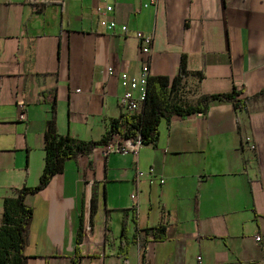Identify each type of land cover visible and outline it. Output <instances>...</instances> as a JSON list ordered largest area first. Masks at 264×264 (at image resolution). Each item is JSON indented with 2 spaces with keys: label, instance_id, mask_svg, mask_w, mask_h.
Listing matches in <instances>:
<instances>
[{
  "label": "crops",
  "instance_id": "0c3cea01",
  "mask_svg": "<svg viewBox=\"0 0 264 264\" xmlns=\"http://www.w3.org/2000/svg\"><path fill=\"white\" fill-rule=\"evenodd\" d=\"M110 2L114 32L100 26V0H0V221L4 199L38 183L52 97L58 133L77 140L99 141L120 116L128 87L118 76L139 74L141 32L153 35L149 76L172 81L185 60L183 107L231 93L237 81L239 99H258L163 119L156 143L137 155L98 147L65 163L25 199L33 209L26 264H72L76 249L80 264H264V0ZM149 169L163 186L136 177ZM157 228L163 240L143 233ZM136 235L120 254L123 236Z\"/></svg>",
  "mask_w": 264,
  "mask_h": 264
},
{
  "label": "trees",
  "instance_id": "16d2710c",
  "mask_svg": "<svg viewBox=\"0 0 264 264\" xmlns=\"http://www.w3.org/2000/svg\"><path fill=\"white\" fill-rule=\"evenodd\" d=\"M36 11H42L47 4H34ZM186 63L181 60L177 76L169 81L163 76H149L146 85L145 99L140 109L129 115H120L109 123L105 135L99 141H81L70 136L60 135L57 131L56 102L52 97L51 116L47 122L44 133L45 162L36 186H21L13 190V195L6 197L0 221V264H26L27 256L25 247L29 239V224L33 216V209L28 206L25 199L30 195L43 191L58 174L62 173L65 163L76 160L80 156H89L94 149L106 145L114 137L120 146L126 145L129 149L139 139L142 146L154 145L159 135L161 120H169L173 116H188L196 113H204L213 101L230 102L236 109H246L251 101L258 96L239 99L240 94L234 88L227 94H212L201 96L195 106L183 107L177 101L179 86L186 77ZM94 203L91 212L94 214ZM141 233V232H140ZM145 236L153 235L157 241L164 239L162 228L147 229L143 231ZM120 245V254L127 253L131 243L140 240L138 235L133 239L123 236ZM80 242V238L78 243ZM82 258L76 249L72 264H80Z\"/></svg>",
  "mask_w": 264,
  "mask_h": 264
},
{
  "label": "built area",
  "instance_id": "2783aa9c",
  "mask_svg": "<svg viewBox=\"0 0 264 264\" xmlns=\"http://www.w3.org/2000/svg\"><path fill=\"white\" fill-rule=\"evenodd\" d=\"M104 5V10L101 13V18L99 20L100 26L107 32H114L115 28H117V23L108 18L109 14L113 11L112 4L110 0H100ZM158 0H147V3L144 4V7L155 6ZM121 32L126 33L127 27L121 26ZM134 37L139 46V52L143 57V60L140 62V70L137 77L132 80H128V76L126 74H120L118 76L120 85L123 88L128 87V90L125 91L118 99V108L120 110V115H129L137 112L140 109L141 103L145 99L146 85L149 77V57L152 52L153 45V35L152 34H144L141 32H136ZM108 75H112L111 70L108 69ZM234 90L241 95L243 91V85L241 82H235ZM24 107L23 105H19V120H23ZM142 147L140 140L138 139L134 146L130 149L124 145L120 146L114 137L111 141H109L106 145L101 146L102 153L104 155H108L110 153H120V154H132L137 155L139 149ZM244 152L253 154L255 152V145L251 141L250 138H245L244 140ZM137 178L146 177L149 185H154L158 183L159 186H163L165 184V179L162 177H156L153 169H149L146 173L142 171H136ZM134 195L131 196L134 199ZM256 242H259L261 238L258 236ZM198 262L200 264V258H198Z\"/></svg>",
  "mask_w": 264,
  "mask_h": 264
}]
</instances>
